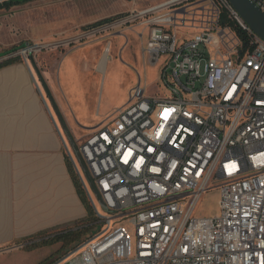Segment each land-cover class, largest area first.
<instances>
[{"label": "built area", "instance_id": "2783aa9c", "mask_svg": "<svg viewBox=\"0 0 264 264\" xmlns=\"http://www.w3.org/2000/svg\"><path fill=\"white\" fill-rule=\"evenodd\" d=\"M136 22L147 63L164 59L156 92L140 75L79 144L106 209L60 131L100 228L47 264H264V40L229 0H163L84 35ZM215 189L218 213L196 215Z\"/></svg>", "mask_w": 264, "mask_h": 264}, {"label": "crops", "instance_id": "0c3cea01", "mask_svg": "<svg viewBox=\"0 0 264 264\" xmlns=\"http://www.w3.org/2000/svg\"><path fill=\"white\" fill-rule=\"evenodd\" d=\"M89 47L70 53L52 48L60 56L52 64L45 54L37 60L31 54V63L0 67V259L23 252L45 237L42 232H57L88 215L68 168L60 131L72 146L60 119L78 144L102 122L82 113L98 81L90 75V61L81 57L94 55ZM104 56L102 71L109 59L102 68Z\"/></svg>", "mask_w": 264, "mask_h": 264}, {"label": "rangeland", "instance_id": "374dc122", "mask_svg": "<svg viewBox=\"0 0 264 264\" xmlns=\"http://www.w3.org/2000/svg\"><path fill=\"white\" fill-rule=\"evenodd\" d=\"M4 1L0 0V3ZM161 1L163 0H27L8 8L3 7L0 9V58L14 52L19 53L3 59L0 64L15 58L31 63V54L36 60L40 56L51 58L49 63L52 64L55 59H60L58 54L50 51L52 48L57 47V53H66L67 50L70 53L77 48L94 46L93 56H81L90 61L91 77L98 76L97 89L93 86L90 88L82 113L92 120L101 119L102 124L113 117L122 104L127 103L129 92L138 84L140 75L146 94L156 92L157 88L153 84L159 80L164 59L156 66L147 63L144 55L147 37H140L143 27L138 22L104 30L97 35L84 34L103 20L113 21L134 9ZM27 43L29 46H26ZM109 43L112 46L111 52L105 71H102L98 66ZM26 49L27 53L24 54ZM31 69L36 80H40L35 70ZM91 191L98 202L96 193L93 189ZM218 211L219 192L215 189L204 193L196 208V215L211 216ZM42 238L23 252L13 253L8 260L0 259V264H47L64 255L61 242L49 243L46 242L48 237Z\"/></svg>", "mask_w": 264, "mask_h": 264}, {"label": "trees", "instance_id": "16d2710c", "mask_svg": "<svg viewBox=\"0 0 264 264\" xmlns=\"http://www.w3.org/2000/svg\"><path fill=\"white\" fill-rule=\"evenodd\" d=\"M27 0H5L4 2L0 3V9L3 7H11L13 5H17L23 2H26ZM111 20H103L97 24L107 22ZM227 23L232 25L237 32L239 33L240 37L244 41L245 44H248V38L247 35L243 32V30L232 20H227ZM24 45H22L23 47ZM20 62L19 58H15L13 60H9L7 62L1 63L0 67L8 66L10 64ZM67 164L70 171V174L72 178L74 179V182L76 184V188L78 190V193L80 194V197L82 201L84 202L88 215L84 219H80L76 222L67 224L63 226L60 230L57 232L55 231H45L42 232L41 235L48 237L46 242L54 243V242H61L62 243V249L65 253H68L69 251L76 248L83 239H85L87 236L94 234L98 228H100V224L98 223V220L95 216L94 210L92 208V205L89 201L88 195L86 193V190L79 179V176L76 172V169L68 156L67 158ZM64 253V254H65Z\"/></svg>", "mask_w": 264, "mask_h": 264}, {"label": "water", "instance_id": "95a60500", "mask_svg": "<svg viewBox=\"0 0 264 264\" xmlns=\"http://www.w3.org/2000/svg\"><path fill=\"white\" fill-rule=\"evenodd\" d=\"M232 6L235 8V10L238 12V14L242 17L244 22L260 37L264 40V11L260 8V6L257 4L255 0H229ZM26 46H29V43H27ZM39 78L41 82L43 83V78L41 75H39ZM49 98L50 95L47 92ZM58 112V111H57ZM59 118L60 115L58 113ZM62 127L68 137V140L72 146L73 152L77 158L78 163L80 164L82 170L84 171V174L96 193V196L98 198L99 203L101 206L106 209L105 203L103 201V198L96 186L94 177L88 168V165L81 153L79 144L75 140L74 136L68 129V126L66 125L65 121L61 118L60 119Z\"/></svg>", "mask_w": 264, "mask_h": 264}, {"label": "bare ground", "instance_id": "6f19581e", "mask_svg": "<svg viewBox=\"0 0 264 264\" xmlns=\"http://www.w3.org/2000/svg\"><path fill=\"white\" fill-rule=\"evenodd\" d=\"M108 58H109V54L105 53V56L103 58V62L101 64L102 68H105V64H106V61H107Z\"/></svg>", "mask_w": 264, "mask_h": 264}]
</instances>
